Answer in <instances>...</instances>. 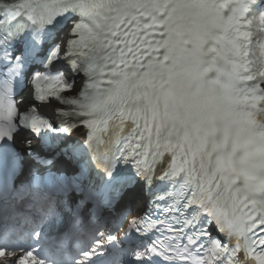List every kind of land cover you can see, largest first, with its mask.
Returning <instances> with one entry per match:
<instances>
[{
	"label": "snow or ice",
	"instance_id": "1",
	"mask_svg": "<svg viewBox=\"0 0 264 264\" xmlns=\"http://www.w3.org/2000/svg\"><path fill=\"white\" fill-rule=\"evenodd\" d=\"M57 28L68 29L64 45L47 50L45 71L25 73L22 45H39L41 34ZM61 60L70 75L53 72ZM24 75L33 101L71 109H57L61 126L38 115L35 104L20 111L15 83ZM81 75L79 93L63 95L75 92ZM80 127L94 154L102 134L118 136L105 159L109 182L119 165L145 183L163 167L159 179L171 190L128 223L125 236L147 242L124 249L123 238L99 232L61 257L42 255V231L18 230L17 218L28 217L9 202L31 197L39 218L54 219L51 194L34 191L50 182L75 195V220L76 205L91 199L89 172L47 181L33 175L17 188L13 146L23 131L38 140L70 138ZM31 144L25 140L28 155ZM24 237L33 243L21 246ZM29 261L264 264V0H0V264Z\"/></svg>",
	"mask_w": 264,
	"mask_h": 264
}]
</instances>
